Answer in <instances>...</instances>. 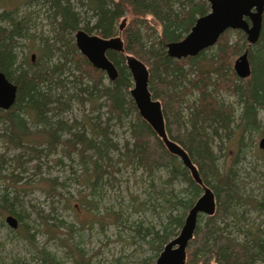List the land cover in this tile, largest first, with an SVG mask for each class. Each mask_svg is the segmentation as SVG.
Masks as SVG:
<instances>
[{
    "label": "trees",
    "instance_id": "1",
    "mask_svg": "<svg viewBox=\"0 0 264 264\" xmlns=\"http://www.w3.org/2000/svg\"><path fill=\"white\" fill-rule=\"evenodd\" d=\"M41 2L40 9H44L52 31L51 35L42 38L30 35L29 19L20 17L17 8L0 5V70L18 87L14 104L7 110L0 109V120L5 123L2 136L7 146L21 149L28 159L38 158L43 153L47 155L60 144L68 153L77 152L85 173L83 181L93 195L90 200H79L80 209L85 208L90 213L79 220L81 227L122 223L119 212L100 215L95 193L116 167L113 153L119 151V147L112 138V125L123 123L134 115L135 118L130 120L131 141L125 143L124 151L118 152V157L125 158L120 161L141 165L149 174L164 168L171 180L187 182L185 196H164L161 200L159 205L167 212V223L163 228L144 227L139 221L131 223L133 237H142L145 241L150 237L146 243L157 251V258L163 246L179 234L176 228H182L186 211L199 198L203 188L139 114L130 95L133 80L126 65V55L133 54L149 68V87L153 97L162 102L169 137L189 153L204 183L216 196V212L206 216L203 225L200 224L201 216L187 249L186 264H264L263 230L251 226L242 231L237 222H233L231 215L242 200L237 176L232 168L220 173L218 156L213 149L214 137H226L234 141L235 155L239 157L253 144V138L249 137L261 128L258 113L264 109V20L258 41L249 46L252 74L243 79L234 72L232 60L248 47V42L230 39L231 32L240 31H226L214 47L194 57L176 59L167 53L166 44L184 38L197 18L209 11L207 0H80L81 11L71 0ZM129 13L134 17L120 31L117 23ZM149 16L159 22L160 32L150 26ZM80 28L102 37L121 33L125 51L107 52L119 70L115 80L106 82L105 72L95 68L78 50L72 33ZM28 36L38 38L37 45L19 51L21 40ZM224 90L235 95L236 104L240 106L237 123L235 106L221 98ZM74 97L81 103L91 104L94 115L72 123L64 120L62 114L71 108ZM103 106H106L104 113ZM184 106L189 109V127L184 126ZM33 126L37 129L33 130ZM261 133L264 135V130ZM0 178L9 180L0 187V225H6L7 215H14L18 227L11 228L14 233H19L23 228H29L25 215L18 208V196L12 194L18 191L16 184L20 177L5 176L0 166ZM47 181V191L59 194L57 179ZM67 201V206H75L69 199ZM255 208L263 211L264 201L257 202ZM175 210L180 213L176 215ZM40 216L47 224L48 233H53L55 228L66 229L63 237L58 236L57 230L54 231L57 234H53L66 245L70 261L40 247L37 248L38 256L32 260L13 259L10 264H32V261L35 264H91L82 242L75 238L73 223L60 219L57 224H52L46 216ZM242 233H245L243 239L239 238ZM29 238L33 241V235ZM1 247L0 241V253ZM150 262L153 264L155 259ZM0 264H9L1 254Z\"/></svg>",
    "mask_w": 264,
    "mask_h": 264
},
{
    "label": "rangeland",
    "instance_id": "2",
    "mask_svg": "<svg viewBox=\"0 0 264 264\" xmlns=\"http://www.w3.org/2000/svg\"><path fill=\"white\" fill-rule=\"evenodd\" d=\"M71 1L77 10L81 11L80 0ZM0 5L9 9L17 8L20 17L28 18L29 33L35 38L52 34L45 11L40 9L41 0H0ZM133 17L131 13L121 17L117 27L121 25L124 18L127 26ZM148 18L150 26L160 32L161 25L159 22L151 16ZM148 32L151 31L148 30ZM75 33L76 31L72 33L74 41ZM230 35L231 41L239 40L243 43L247 39L246 34L241 30L240 32H231ZM35 38L28 36L21 40L22 46L19 51L22 48L23 51L26 50L32 44L37 45L38 38ZM109 80L106 75L105 81L108 82ZM69 91L73 92L72 90ZM221 98L225 103H233L235 106V122L237 123L241 109L236 104L235 95L224 90L221 92ZM101 101L103 102V99ZM93 110L91 104L81 103L78 98L74 97L71 99V108L65 111L62 116L64 120L72 123L76 119L81 120L84 116L94 115ZM188 111V107L184 106L185 127L190 126ZM104 112H106V106H103L102 113ZM258 116L261 120V128L255 132V135L248 136L249 139L253 138V144L249 148L246 147L243 155L236 157L237 147L234 146L233 140L229 141L226 137L224 139L214 137L213 149L218 156L220 173L232 168L237 176L236 182L242 200L235 207L236 211L231 215L234 220L232 217L231 220L237 222L242 231L254 226L255 228L259 227L264 233V209L259 211L255 208L257 202L264 201V160L262 159L264 150L259 148L260 139L264 136L261 133L264 130V110H260ZM134 118L132 115L125 122H114L112 125V138L117 142L121 152L124 151L125 143L131 141L130 120ZM4 126L5 123L0 120V166L2 174L9 178L13 175H19L20 181L16 184L18 191H13L12 194L18 196L20 202L18 208L25 215V222L29 224L28 229L23 228L19 233H14L6 222L5 226L0 225V241L2 242L0 254L5 262L10 264L13 259L30 261L38 256L37 248L40 247L52 251L64 261H70L66 254V245L59 240L57 235L53 234L58 233V236L63 237L66 229L55 228L54 231L57 230V233L54 231L48 233L47 224L43 222L44 219L40 215L46 216L52 224H57L60 219L65 220L66 223H73L75 238L82 242L81 244L91 264H145L146 260H148L146 264H150L151 260H156L157 251L151 249L150 245L146 243L150 237H147L146 241L142 237H133L134 228L131 223H138L139 221L144 227L154 226L157 230L163 228L167 223V212L165 213L159 204L164 196L168 198H174L178 194L181 197L185 196L187 194L184 191L187 186L186 181L171 180L168 170L164 168L156 169L153 174H149L141 165L127 163L126 160L120 161L125 158L118 157L119 151H116L113 153L115 170L111 175H107L102 188L97 189L95 195L98 196L96 199H98L100 215L103 216L107 212L112 214V211L119 212L122 223H111L106 226L94 224L81 227L79 220L86 215L89 216L90 213L85 208L80 209L79 200H90L93 195L91 188L83 181L85 173L79 162V154L77 152L68 153L64 145L60 144L57 145L55 151L47 155L43 153L38 158L28 159L26 155H22L21 149L7 146L2 136ZM32 129L37 128L33 126ZM220 134L224 133L220 132ZM48 179H57L59 185L56 187V191L59 194L47 191L49 188ZM7 182H9L8 179L0 178V187L8 184ZM67 199L75 206H67ZM174 213L178 215L180 210H175ZM201 216L203 217L200 221ZM201 216L199 221L203 225L206 216L203 214ZM108 220L106 217L107 222ZM180 229L179 227L176 228L177 231ZM32 235L33 241L29 238ZM244 237L245 233L239 235V238L243 239ZM32 264L35 262L32 261Z\"/></svg>",
    "mask_w": 264,
    "mask_h": 264
},
{
    "label": "water",
    "instance_id": "3",
    "mask_svg": "<svg viewBox=\"0 0 264 264\" xmlns=\"http://www.w3.org/2000/svg\"><path fill=\"white\" fill-rule=\"evenodd\" d=\"M208 2L210 11L196 20L188 34L181 40L166 44L169 56L176 59L196 56L203 49L213 46L220 35L228 29L245 32L251 44L258 41L263 26L264 0H208ZM125 25L126 19L124 18L120 25V31ZM75 43L89 62L95 68L104 71L111 81L118 77L119 70L107 52L109 50L125 51L121 34L102 37L84 29H78L75 33ZM32 59H35V54L32 55ZM126 65L133 80L130 95L139 114L162 139L168 151L182 161V164L190 170L194 180L203 188L201 195L187 212L179 234L165 244L153 263L186 264L187 248L194 237L199 218L202 214L205 216L215 214L216 196L212 188L204 183L198 167L189 153L180 143L169 137L162 103L153 97L149 87L150 72L147 64L139 57L127 54ZM234 67L241 78H246L251 74L247 51L236 59ZM17 91V84L0 70V109L7 110L14 104ZM260 147L264 148V138L260 140ZM5 220L10 227H18V220L14 215H7Z\"/></svg>",
    "mask_w": 264,
    "mask_h": 264
},
{
    "label": "flooded vegetation",
    "instance_id": "4",
    "mask_svg": "<svg viewBox=\"0 0 264 264\" xmlns=\"http://www.w3.org/2000/svg\"><path fill=\"white\" fill-rule=\"evenodd\" d=\"M207 1H208V0H207ZM208 3H209V2H208ZM209 11H210V9H209ZM209 11H208V12H209ZM208 12H207V13H208ZM207 13H206V14H207ZM204 15H205V14H204ZM201 16H203V15H201ZM201 16H199V17H201ZM199 17H198V18H199ZM198 18H197V19H198ZM263 20H264V13H263ZM125 26H126V25H125ZM125 26H124V28H125ZM124 28H123V29H124ZM228 30H235V29H228ZM228 30H227V31H228ZM237 31H240V30H237ZM225 32H226V31H225ZM225 32H224V33H225ZM224 33H223V34H224ZM245 34H246V33H245ZM121 36H122V35H121ZM220 37H221V35H220ZM220 37H219V38H220ZM246 38H247V35H246ZM182 39H183V38H182ZM218 40H219V39H218ZM218 40H217V42H218ZM246 40H247V42H248V47H247L243 52H241V53H239L238 55H236V56H235L236 58L233 57V60H232V68H233L234 72L237 74V76H239V75H238V73L236 72L235 67H234V66H235V61H236V59H237L241 54H243V53L246 52V51L248 52V59H249V62H250L251 74H252V64H251V61H250V58H249V46L252 45V44L249 42L248 39H246ZM217 42H216L213 46H215V45L217 44ZM253 44H254V43H253ZM213 46L208 47V48H212ZM208 48H205V49H203L202 51H204V50H206V49H208ZM166 50H167V47H166ZM202 51H201V52H202ZM201 52H200V53H201ZM200 53H199V54H200ZM199 54H198V55H199ZM196 56H197V55H196ZM189 57H194V56H189ZM186 58H187V57H186ZM234 59H235V60H234ZM251 74H250L248 77L243 78V79H247V78H249V77L251 76ZM239 77H240V76H239ZM240 78H241V77H240ZM263 110H264V109H263ZM258 114H259V113H258ZM262 138H264V136H262L261 139H262ZM261 139H260V140H261ZM227 140H228V139H227ZM259 148H260L261 150H264V148H261V147H260V142H259ZM189 244H190V243H189Z\"/></svg>",
    "mask_w": 264,
    "mask_h": 264
},
{
    "label": "bare ground",
    "instance_id": "5",
    "mask_svg": "<svg viewBox=\"0 0 264 264\" xmlns=\"http://www.w3.org/2000/svg\"><path fill=\"white\" fill-rule=\"evenodd\" d=\"M245 33V32H244Z\"/></svg>",
    "mask_w": 264,
    "mask_h": 264
}]
</instances>
